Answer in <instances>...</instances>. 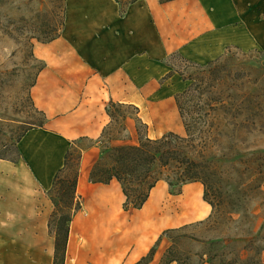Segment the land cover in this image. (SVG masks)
I'll return each mask as SVG.
<instances>
[{"label":"crops","instance_id":"crops-1","mask_svg":"<svg viewBox=\"0 0 264 264\" xmlns=\"http://www.w3.org/2000/svg\"><path fill=\"white\" fill-rule=\"evenodd\" d=\"M229 46L264 50V0H138L124 15L116 0H66L60 35L33 44L42 66L30 96L43 125L26 131L18 160L0 159V264H54L49 191L67 151L84 140L93 144L82 148V207L70 223L65 264H138L153 247L146 264L163 263L171 246L164 231L212 214L204 184L173 192L161 179L141 208L127 209L119 180L90 179L98 141L113 121L112 105L137 111L125 119L123 143L139 142L138 122L153 139L186 133L175 96L187 80L166 78L167 59L180 53L206 63Z\"/></svg>","mask_w":264,"mask_h":264},{"label":"rangeland","instance_id":"rangeland-1","mask_svg":"<svg viewBox=\"0 0 264 264\" xmlns=\"http://www.w3.org/2000/svg\"><path fill=\"white\" fill-rule=\"evenodd\" d=\"M65 5L66 0H0V158L17 157L20 135L44 122V115L37 111L30 96L42 66L34 56L33 44L59 32L65 19ZM253 50L257 51L244 55L241 49L233 48L223 62L224 67L212 72L206 67L208 62H196L180 53L167 59L172 74L192 78L187 80L186 88L196 79L203 99H224L231 109L230 113L210 110L203 132L198 129L196 140L186 148L194 161V171L199 173L196 177L210 183L209 196L220 211L216 215L219 229L213 222H203L166 236L171 244L175 241L176 255L183 261L187 262V255H192L191 264L202 263L201 256H194L197 252L225 249V240L237 231L231 215L242 219L238 233L243 239L251 238L264 223V50ZM111 110L115 117L98 141L101 156L97 162L102 167L113 162L111 147L132 144L123 143L125 119L135 117L137 112L131 106L115 105ZM193 116L197 113L190 112L189 118ZM137 127L139 144L147 136L143 124L138 122ZM178 135L187 137L188 133ZM172 140L180 146L176 137ZM91 144L88 140L77 143L72 165L65 175L74 177L82 160V148ZM173 169L167 166L165 172L178 187L181 180ZM129 187L133 197L146 190V185L136 178ZM233 208L237 212L230 213ZM262 258L264 261V253Z\"/></svg>","mask_w":264,"mask_h":264},{"label":"trees","instance_id":"trees-1","mask_svg":"<svg viewBox=\"0 0 264 264\" xmlns=\"http://www.w3.org/2000/svg\"><path fill=\"white\" fill-rule=\"evenodd\" d=\"M116 1L120 5L121 14L124 15L128 6L138 0ZM161 1L165 2L169 0ZM64 26L65 19L62 22L59 32L46 40H52L59 36ZM233 48L241 49L239 47L229 46L221 57L208 61L206 65V67H209L208 71L212 72V69L214 70L221 65L224 67L225 64H223V62L232 53ZM241 51L244 55H249L252 52H256L257 50L245 51L241 49ZM172 75L173 74L170 71L166 78ZM183 79L188 80L192 78L183 77ZM193 80L194 81L188 86V88L177 93L175 96L185 124L186 132L188 133L187 137L180 136L174 132H169L160 138L152 139L147 137L146 139H141L139 144H122L113 146L111 147L114 154L113 162L110 164L107 163V165L104 167H102L101 164L97 162L91 171L90 179L93 182L104 183H109L114 178L119 180L123 185L124 192L127 196V200L125 202V208L127 209L130 207L141 208L148 199L150 190L161 179H165L169 182L173 192H180L182 185L189 181H201L205 187L204 198L212 205L213 212L206 220L200 221L196 224L203 222H213L217 224V229H219L220 221L216 215L220 211L217 202L211 199L209 196L210 183L205 179L196 177L199 175V173L194 171V161H191L189 152L186 148L192 145L193 141L196 140L198 129L199 132H203L202 128L204 127L203 125L207 123V117L210 114V110L217 111L221 109L226 113H230L231 109L224 99L216 98L215 101H211L208 98L203 99L201 85L196 79ZM113 106L115 105H112L111 108ZM187 106H191V109H189ZM111 108H109V112L114 119L115 116ZM190 112H196L197 116H193L192 119L189 118ZM42 125L43 123L39 126ZM106 131L107 129L105 132ZM24 134L25 133L20 135L17 141L16 149L19 153L18 156L8 159L18 160L22 156L18 147V143ZM173 137H176L180 141V146H177L176 143L173 142ZM76 145H73V147L67 151L65 155V164L57 171L54 178L53 187L49 191L55 204V210L49 222L50 231L56 237L54 264H65L66 262L70 223L74 214L82 207V198L77 194V184L80 174L81 161L79 162L78 169L75 172L74 177L65 175L66 171L69 170V167L72 165L71 161L73 160V150L75 149ZM167 166H173V170L175 171L177 177L181 180V184L178 187H175V183L171 180V176L165 172V168ZM134 178L138 179L140 182H143L146 185V190L133 197L131 194L132 190L129 186L132 184ZM218 200L220 201V199ZM63 208H71V211H64ZM229 212L234 213L237 211L233 208ZM231 222L234 223L235 227H237V231H235L234 235L229 237L228 240H225L227 241V245L224 250L214 253L210 249L207 253L200 254L197 252L194 254V256H201L202 263L264 264L262 258L264 253V235H262L264 223H262L259 231L256 234L253 233L251 238L248 237L243 239L242 235L238 233V227H242V219H235L233 215H231ZM186 227L188 226L168 229L164 231L163 235L170 236V232L180 231ZM155 251L156 247H153L149 254L138 264H146L153 258ZM204 255H207V258H205ZM191 260L192 255L190 254L186 257L187 262H185V260L183 261L182 258L176 255L174 241L173 244H171V246L168 248L163 263L161 264H169L173 261H177L178 264H191Z\"/></svg>","mask_w":264,"mask_h":264}]
</instances>
